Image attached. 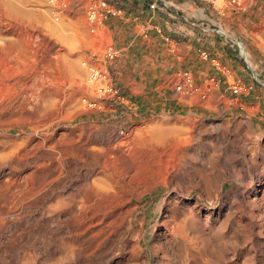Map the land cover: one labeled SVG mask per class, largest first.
Here are the masks:
<instances>
[{"label":"bare ground","instance_id":"obj_1","mask_svg":"<svg viewBox=\"0 0 264 264\" xmlns=\"http://www.w3.org/2000/svg\"><path fill=\"white\" fill-rule=\"evenodd\" d=\"M2 7L4 13L23 16L16 6ZM236 44L245 55L241 42ZM78 102L36 99L20 123L2 126L0 264H39L55 253L58 264L63 259L150 264L140 243L144 219L130 230L136 205H126L142 194H127L131 182L118 170L135 133L92 123L68 125L80 115L71 112ZM246 110L248 116L232 126L212 125L207 146L213 152L207 155L189 146L205 129L190 131L188 120L145 128L157 141L178 144L162 164L159 185L169 193L163 221L167 236L151 248L154 264H264V118L254 127L259 105ZM60 121L67 125L54 128ZM224 182L232 184L220 206L202 215L196 207L200 195L211 200ZM195 187L201 194L190 200Z\"/></svg>","mask_w":264,"mask_h":264},{"label":"rangeland","instance_id":"obj_2","mask_svg":"<svg viewBox=\"0 0 264 264\" xmlns=\"http://www.w3.org/2000/svg\"><path fill=\"white\" fill-rule=\"evenodd\" d=\"M90 2L63 0L53 4L50 0H0V133H3L2 126L20 123V117L31 110L36 99L42 98L79 100L80 104L78 102L71 107V112L78 111L80 115L68 125L92 123L112 126L125 135L135 133V143L127 149V158L120 163L118 170L131 182L127 194H142L139 199L126 203L136 205L130 230L138 226V220L144 219L140 243L150 256V264H154L151 248L163 243L167 236L163 221L169 203V193L165 194L167 187L159 185V181L165 161L178 144L171 139L157 141L151 138L153 133L145 128L188 120L190 131L199 126L205 129L200 132V137L191 140L189 146L194 145L197 154L207 155L213 152V146H207L213 124L226 122L232 126L248 116V107L256 105H259L260 112L253 116L252 125L256 127L258 122L263 121L264 0H242L243 8L240 9L224 7V11L231 15L243 17L241 24L247 28V32H235L233 37L235 43L241 42L246 52L244 55L239 48L236 49L241 59L238 70L244 75L234 68L232 74L227 73V78L224 74L225 78L216 75L214 80L203 85L191 79L186 82L184 76H178L163 98H147L145 93H136V88L120 87L119 84L130 77L131 72H118L117 68L122 63L116 60L117 56L111 60L103 58L110 36L102 25L95 33L88 30L85 15ZM4 4L18 7L23 16L4 13ZM229 25L233 31L238 29L236 23ZM247 47L251 50L250 56ZM84 59L104 69L106 78L90 82L87 69L81 64ZM105 82L111 83L112 90L98 91L97 88L103 87ZM233 84L240 85L236 93L232 91ZM88 102L91 105H87ZM60 125L67 124L60 121L55 123L54 128ZM136 127L140 130L137 131ZM2 164L8 166V163ZM231 184L224 182L217 196L211 200L200 195L199 206L196 207L202 215L216 211ZM197 193L201 194L200 189L195 187L187 198L193 200ZM130 230H126L123 237ZM57 261L58 254L55 253L46 260H40L39 264H58ZM60 264L76 262L63 259Z\"/></svg>","mask_w":264,"mask_h":264},{"label":"crops","instance_id":"obj_3","mask_svg":"<svg viewBox=\"0 0 264 264\" xmlns=\"http://www.w3.org/2000/svg\"><path fill=\"white\" fill-rule=\"evenodd\" d=\"M101 1L106 3L101 25L122 63L115 67L120 73L131 72L120 87L136 88L147 98H163L185 72L200 85L216 75L227 78L234 68L242 74L233 37L235 32H247L243 17L204 0ZM230 23L238 29H230ZM247 52L250 56L249 47Z\"/></svg>","mask_w":264,"mask_h":264},{"label":"built area","instance_id":"obj_4","mask_svg":"<svg viewBox=\"0 0 264 264\" xmlns=\"http://www.w3.org/2000/svg\"><path fill=\"white\" fill-rule=\"evenodd\" d=\"M63 0H50L53 4H59ZM206 2H209L212 6L217 8H224L226 6H232L235 9L243 8L242 0H204ZM105 2L101 0H91L85 15V20L88 25V30L91 33H95L97 29H99V26H101V9L105 8ZM54 15L56 11L53 12ZM116 56V51L111 46V44L106 45V48L103 50V58L105 60H111ZM81 64L87 69V77L90 82H97L100 81L102 78H106V74L104 73V69H102L100 66L96 65L95 63L89 61V60H82ZM185 77L186 82L190 81V75L185 72L183 74ZM180 85L177 86L179 88ZM98 91L100 92H106L112 90V86L110 82H105L104 86L98 87ZM240 90V85L233 84L232 91L234 93L238 92ZM115 92V90H114Z\"/></svg>","mask_w":264,"mask_h":264}]
</instances>
